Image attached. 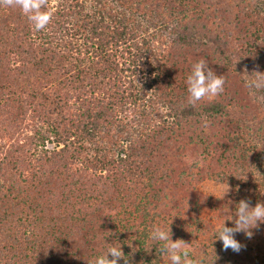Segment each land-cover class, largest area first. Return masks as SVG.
Instances as JSON below:
<instances>
[{
    "label": "trees",
    "instance_id": "trees-1",
    "mask_svg": "<svg viewBox=\"0 0 264 264\" xmlns=\"http://www.w3.org/2000/svg\"><path fill=\"white\" fill-rule=\"evenodd\" d=\"M42 10L37 31L0 6V264H94L114 244L171 264L154 226L201 264H264V223L235 234L239 252L216 239L241 200L264 203V0ZM201 59L224 90L193 105Z\"/></svg>",
    "mask_w": 264,
    "mask_h": 264
},
{
    "label": "clouds",
    "instance_id": "clouds-1",
    "mask_svg": "<svg viewBox=\"0 0 264 264\" xmlns=\"http://www.w3.org/2000/svg\"><path fill=\"white\" fill-rule=\"evenodd\" d=\"M46 5L47 0H0V6L20 8L37 31L44 30L52 21L51 12L42 10L46 8ZM255 74L257 77H264V74ZM253 83L257 88L262 86L260 81ZM224 84V76H217L205 60H199L193 65L192 72L187 78L189 103L194 105L205 97L210 99L221 94ZM260 223H264V203H257L255 207H251L248 201L241 200L235 212L234 227H227L224 223L216 239L222 241L224 250L232 249L234 252H239L241 245L234 238L235 234L244 232L251 237L250 229L258 227ZM149 238L160 246V250L168 256L171 264H201L198 259L190 258L187 249L191 245L183 240L173 242L170 227L164 229L154 226ZM120 260H124L127 264L121 245L117 247L114 244L108 248L106 254L97 257L94 264H118Z\"/></svg>",
    "mask_w": 264,
    "mask_h": 264
},
{
    "label": "rangeland",
    "instance_id": "rangeland-1",
    "mask_svg": "<svg viewBox=\"0 0 264 264\" xmlns=\"http://www.w3.org/2000/svg\"><path fill=\"white\" fill-rule=\"evenodd\" d=\"M222 187L220 185H214L211 182L205 183V185L202 186V190L208 194H215L217 193Z\"/></svg>",
    "mask_w": 264,
    "mask_h": 264
}]
</instances>
